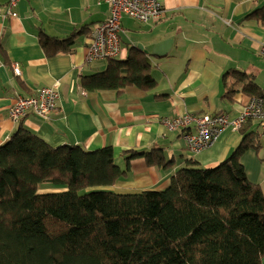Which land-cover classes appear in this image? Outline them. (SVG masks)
I'll return each instance as SVG.
<instances>
[{
  "label": "trees",
  "instance_id": "16d2710c",
  "mask_svg": "<svg viewBox=\"0 0 264 264\" xmlns=\"http://www.w3.org/2000/svg\"><path fill=\"white\" fill-rule=\"evenodd\" d=\"M246 18L264 25V6ZM88 32L90 26L66 38L41 32L40 43L47 56L72 52L78 36ZM80 83L88 91L118 93L157 86L147 54L135 45L125 59H107L104 69L82 75ZM243 91L263 94L254 81ZM262 139L258 130L245 131L219 164L189 159L167 187L124 193L109 188L125 173L112 146L55 147L20 126L0 146V264H262L264 193L241 161ZM124 154L128 164L139 157L149 165L174 163L161 148ZM45 182L63 187L39 190Z\"/></svg>",
  "mask_w": 264,
  "mask_h": 264
},
{
  "label": "crops",
  "instance_id": "0c3cea01",
  "mask_svg": "<svg viewBox=\"0 0 264 264\" xmlns=\"http://www.w3.org/2000/svg\"><path fill=\"white\" fill-rule=\"evenodd\" d=\"M161 17L141 21L122 17L121 54L131 46L170 41L163 55H153L152 72L157 86L149 91L135 86L116 90H85L80 78L106 66V60L87 62V47L95 25L111 14L106 0H20L16 17L0 16V146L20 126L36 133L52 146L78 144L88 150L112 146L115 162L125 170L111 187L117 192L163 189L172 174L193 159L202 166H215L240 144L244 132H262L259 121L250 119L243 129H226L208 148L191 152L184 134L194 127L168 128L163 119L185 113L238 114L249 94L243 91L254 81L264 94V25L246 18L264 6V0H159ZM8 0H0L4 9ZM90 26L78 36L72 52L47 56L40 33L66 38ZM185 53V56L182 54ZM19 63L21 74L12 64ZM233 71L249 75L243 79ZM232 84H225V74ZM60 81L61 98L49 118L29 111L15 122L10 109L15 94L31 95ZM161 148L170 167L149 165L144 158L128 164L125 151ZM249 179L264 193V138L259 149L249 148L242 156ZM48 190V189H46ZM44 191V190H43ZM264 264V257L262 259Z\"/></svg>",
  "mask_w": 264,
  "mask_h": 264
},
{
  "label": "built area",
  "instance_id": "2783aa9c",
  "mask_svg": "<svg viewBox=\"0 0 264 264\" xmlns=\"http://www.w3.org/2000/svg\"><path fill=\"white\" fill-rule=\"evenodd\" d=\"M19 1L8 0L5 8L0 9V16L16 17ZM106 1L111 4V14L106 20L97 23L92 31L86 55V61L89 63L120 57V33L124 30L122 25L124 14L146 22L160 18L164 12L163 5L159 0ZM260 52L264 56V43ZM12 66L15 73L21 74L19 63H13ZM59 85L60 81H56L53 86L42 87L31 95H23L17 92L14 104L10 109V118L18 122L29 111H33L40 117L49 118L61 98ZM250 119L259 121L264 138V94L249 96L243 104L242 110L235 115L226 111L202 115L188 112L174 118L166 117L163 122L170 129L193 126L194 130L186 132L184 138L188 149L193 153H199L217 141L226 129H240Z\"/></svg>",
  "mask_w": 264,
  "mask_h": 264
},
{
  "label": "water",
  "instance_id": "95a60500",
  "mask_svg": "<svg viewBox=\"0 0 264 264\" xmlns=\"http://www.w3.org/2000/svg\"><path fill=\"white\" fill-rule=\"evenodd\" d=\"M170 44V41H163L162 43L159 44H149V45H144L143 43H138L137 47L141 50H143L147 54V61L150 65H152V59L151 56L153 55H163L165 53L164 47Z\"/></svg>",
  "mask_w": 264,
  "mask_h": 264
},
{
  "label": "rangeland",
  "instance_id": "374dc122",
  "mask_svg": "<svg viewBox=\"0 0 264 264\" xmlns=\"http://www.w3.org/2000/svg\"><path fill=\"white\" fill-rule=\"evenodd\" d=\"M182 56H185V53H183ZM262 77L264 78V73L262 74ZM61 187H63V186H62V184H59V183L45 182V183L41 184L39 190H44V192L45 191H58V190L62 189ZM46 189H48V190H46ZM90 189L91 190L99 189V187H93V188H90Z\"/></svg>",
  "mask_w": 264,
  "mask_h": 264
}]
</instances>
